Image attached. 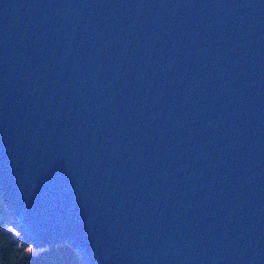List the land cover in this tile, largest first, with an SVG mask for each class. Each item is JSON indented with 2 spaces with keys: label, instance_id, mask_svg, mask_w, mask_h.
Returning a JSON list of instances; mask_svg holds the SVG:
<instances>
[{
  "label": "water",
  "instance_id": "obj_1",
  "mask_svg": "<svg viewBox=\"0 0 264 264\" xmlns=\"http://www.w3.org/2000/svg\"><path fill=\"white\" fill-rule=\"evenodd\" d=\"M0 199L84 264H264V0H0Z\"/></svg>",
  "mask_w": 264,
  "mask_h": 264
},
{
  "label": "trees",
  "instance_id": "obj_2",
  "mask_svg": "<svg viewBox=\"0 0 264 264\" xmlns=\"http://www.w3.org/2000/svg\"><path fill=\"white\" fill-rule=\"evenodd\" d=\"M8 217L6 204L0 199V264H84L68 245H51L30 254L17 231L6 222Z\"/></svg>",
  "mask_w": 264,
  "mask_h": 264
},
{
  "label": "rangeland",
  "instance_id": "obj_3",
  "mask_svg": "<svg viewBox=\"0 0 264 264\" xmlns=\"http://www.w3.org/2000/svg\"><path fill=\"white\" fill-rule=\"evenodd\" d=\"M16 235H17V233H16ZM18 236V235H17ZM20 236V235H19ZM40 250L41 249H36V248H34L33 246H28L27 247V251L30 253V254H32V255H36V254H38L39 252H40Z\"/></svg>",
  "mask_w": 264,
  "mask_h": 264
}]
</instances>
